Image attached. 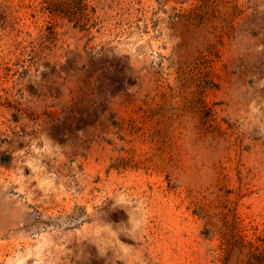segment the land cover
I'll list each match as a JSON object with an SVG mask.
<instances>
[{
	"label": "rangeland",
	"instance_id": "rangeland-1",
	"mask_svg": "<svg viewBox=\"0 0 264 264\" xmlns=\"http://www.w3.org/2000/svg\"><path fill=\"white\" fill-rule=\"evenodd\" d=\"M84 2L0 0V264H264V0Z\"/></svg>",
	"mask_w": 264,
	"mask_h": 264
},
{
	"label": "bare ground",
	"instance_id": "bare-ground-1",
	"mask_svg": "<svg viewBox=\"0 0 264 264\" xmlns=\"http://www.w3.org/2000/svg\"><path fill=\"white\" fill-rule=\"evenodd\" d=\"M264 107V106H263ZM54 178H53V176L52 175H50V174H43L41 177H40V180H39V182H40V184L41 185H50L51 183H53L52 182V180H53ZM123 196V195H122ZM122 196H120L119 195V197H117L116 199H117V201L118 202H122V203H124L122 200H123V197ZM130 198V197H129ZM128 199V198H127ZM126 199V200H127ZM129 200V199H128ZM129 202H132V201H130L129 200ZM128 202V203H129ZM126 204V203H125ZM136 204H134V205H132V203H129L128 204V217H127V222H128V225L132 228V229H135L136 230V228H138L139 226H141V225H139V223H141L142 221V216H141V213L142 212H140V210L138 209V207L137 206H135ZM127 206V205H126ZM144 219V218H143ZM80 228V227H79ZM90 229V233L91 234H93V236L95 237V238H100L103 242H105V243H107L109 246V248H110V251L112 252H115V251H121V246L118 244V241H117V233H115V231H116V229H114V227H112L109 223H107V222H103V221H100V220H97V221H91V222H89V223H85L82 227H81V231L83 232V231H87V229ZM113 229H114V231H113ZM80 231V232H81ZM117 232V231H116ZM109 237H111L112 239H113V241H112V243H110L109 242V240H108V238ZM55 238V237H54ZM51 240H53L52 238H51V236L50 237H43V238H41V239H39V240H37L36 241V244H35V251H39L41 254H43V255H45L44 253H43V251H47L48 250V256H47V259H49V261H54V262H59L58 261V257H59V255L56 253L57 251H56V248L55 247H53V248H55L54 250L55 251H53L52 252V249L53 248H51L52 247V245H48V243H49V241H51ZM58 240V239H57ZM35 241V240H34ZM54 241H56V240H54ZM34 243V242H33ZM32 243V244H33ZM54 243V242H53ZM28 250V249H27ZM28 252V251H27ZM21 253H22V251H21ZM39 253V254H40ZM25 255L26 254H28V253H24ZM47 254V253H46ZM115 254V253H114ZM28 257V256H27ZM26 257V258H27ZM24 258H25V256H24ZM24 258L23 257H21V255L19 256L18 254H17V257L15 258V261H16V263L17 264H22V263H25L24 262ZM40 258V257H39ZM42 258V257H41ZM45 260H46V258H45Z\"/></svg>",
	"mask_w": 264,
	"mask_h": 264
},
{
	"label": "trees",
	"instance_id": "trees-1",
	"mask_svg": "<svg viewBox=\"0 0 264 264\" xmlns=\"http://www.w3.org/2000/svg\"><path fill=\"white\" fill-rule=\"evenodd\" d=\"M47 8L51 11L60 12L70 20L79 23L82 19H87V4L84 0H45ZM86 22H84V25Z\"/></svg>",
	"mask_w": 264,
	"mask_h": 264
}]
</instances>
